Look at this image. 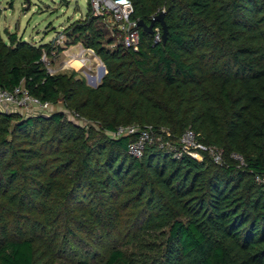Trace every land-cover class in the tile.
<instances>
[{
    "label": "trees",
    "instance_id": "16d2710c",
    "mask_svg": "<svg viewBox=\"0 0 264 264\" xmlns=\"http://www.w3.org/2000/svg\"><path fill=\"white\" fill-rule=\"evenodd\" d=\"M131 2V18L145 23L164 9V42L153 41L156 22L152 34L139 27L136 50L125 48L92 11L45 43L0 35V88L22 85L95 124L64 110H0V264H54L84 244L81 264L96 255L100 264H264V185L255 180L264 175V0ZM59 35L103 61L97 86L47 70L42 56L61 51ZM128 124L168 139L189 128L223 161L176 156L166 139L134 157L135 136L106 133ZM116 232L140 251L100 245Z\"/></svg>",
    "mask_w": 264,
    "mask_h": 264
},
{
    "label": "rangeland",
    "instance_id": "374dc122",
    "mask_svg": "<svg viewBox=\"0 0 264 264\" xmlns=\"http://www.w3.org/2000/svg\"><path fill=\"white\" fill-rule=\"evenodd\" d=\"M88 11H92L89 0H0V35L6 40L7 37L4 34V30L7 29L10 32H16L17 36L23 37L33 43H45L53 39L57 32L61 31L68 23L73 20L80 19L81 17L87 16ZM102 27L107 32L106 37L115 35L114 42L117 43L120 35L119 33L112 34L110 29V23L107 20L101 21ZM63 38L59 35V39ZM113 37V36H112ZM107 39V38H106ZM58 41L62 45L60 52H56L52 56H46L44 62L47 70L52 74H70L72 71L77 73L78 77H82L86 85L90 87L97 86L101 78L107 73V69L104 66L103 61L98 55H93L87 59H80L79 52L82 50L83 45L81 42L66 45L65 38ZM114 43V44H115ZM114 44L108 45L111 48ZM104 66L105 73L100 76V67ZM0 110L4 111L0 106ZM58 110H64L66 117L82 126L94 125L90 121L86 120L84 116L72 108H68L59 101L55 104L49 103L45 106H29L28 109L23 111H15L22 117L27 116H39L49 115L50 113ZM9 112V111H7ZM154 135V133H153ZM168 135L157 136L155 139L162 140L166 139L165 145L168 149H177L179 146V140L170 137ZM223 161V156L221 163ZM122 224L127 225L131 222L132 213L128 212L123 214ZM84 238L82 241H84ZM100 245L109 247H119L126 253L131 251H140L139 245L131 244L129 238L124 233H112L104 237ZM69 248L68 254H58L54 260V264H81L76 262L77 260L84 259V248ZM89 248V247H87ZM70 254V255H69ZM73 258V261L70 260ZM87 264H100V259L96 255L93 259H88Z\"/></svg>",
    "mask_w": 264,
    "mask_h": 264
},
{
    "label": "built area",
    "instance_id": "2783aa9c",
    "mask_svg": "<svg viewBox=\"0 0 264 264\" xmlns=\"http://www.w3.org/2000/svg\"><path fill=\"white\" fill-rule=\"evenodd\" d=\"M89 2L92 13L109 21L110 29L119 33L120 41L125 48H132L133 50L138 48L139 27L137 26V21L131 18L133 11L131 0H89ZM161 11L164 12V9H161ZM161 34L162 31L157 28L153 34V41H161ZM61 39L63 38L60 37L57 41L62 42ZM93 55H95V51L92 48H82L77 60L81 62L80 59H87ZM42 60L45 62V54H43ZM47 104L49 103L42 102L31 95L22 85L15 87L13 90L0 88V106L6 112L23 111L28 109L29 106H45ZM106 133L111 137L135 136V139L128 144V152L137 158L142 156L145 144L153 142L156 138L149 126L142 128L136 124L121 125L115 130ZM178 140L179 146L176 150V156L183 152L201 160L203 157L202 153H207L215 163H221L222 150L199 141L191 129L184 130ZM160 145H163V143H160ZM234 156L238 158V156ZM255 180L264 185V175H255Z\"/></svg>",
    "mask_w": 264,
    "mask_h": 264
},
{
    "label": "water",
    "instance_id": "95a60500",
    "mask_svg": "<svg viewBox=\"0 0 264 264\" xmlns=\"http://www.w3.org/2000/svg\"><path fill=\"white\" fill-rule=\"evenodd\" d=\"M158 22L161 25V30H162V41L164 42L166 39V35L168 32V28L166 26V22L164 20V12L160 11L157 14H155L149 21V23H145L143 20H138L137 21V26L141 27L143 31L146 33L152 34L153 33V26L154 24ZM105 73L104 66H101L100 68V76H102Z\"/></svg>",
    "mask_w": 264,
    "mask_h": 264
}]
</instances>
